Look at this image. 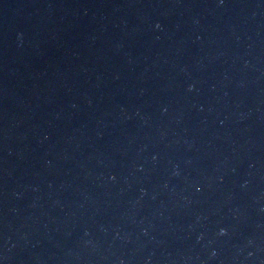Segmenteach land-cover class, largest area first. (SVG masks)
Returning a JSON list of instances; mask_svg holds the SVG:
<instances>
[{
	"label": "water",
	"instance_id": "obj_1",
	"mask_svg": "<svg viewBox=\"0 0 264 264\" xmlns=\"http://www.w3.org/2000/svg\"><path fill=\"white\" fill-rule=\"evenodd\" d=\"M0 264H264V0H0Z\"/></svg>",
	"mask_w": 264,
	"mask_h": 264
}]
</instances>
